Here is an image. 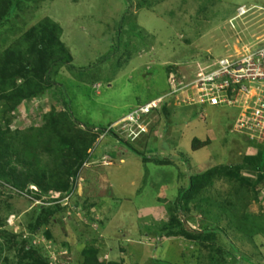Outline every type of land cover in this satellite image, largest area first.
<instances>
[{"label": "rangeland", "instance_id": "obj_1", "mask_svg": "<svg viewBox=\"0 0 264 264\" xmlns=\"http://www.w3.org/2000/svg\"><path fill=\"white\" fill-rule=\"evenodd\" d=\"M240 6L255 9L232 20ZM263 10L0 0V264H264V176L237 108L172 101L127 140L90 135L170 73L254 45Z\"/></svg>", "mask_w": 264, "mask_h": 264}, {"label": "built area", "instance_id": "obj_2", "mask_svg": "<svg viewBox=\"0 0 264 264\" xmlns=\"http://www.w3.org/2000/svg\"><path fill=\"white\" fill-rule=\"evenodd\" d=\"M253 9L238 7L232 20ZM167 86L164 94L136 106L116 124L95 128V144L110 134H115L117 141L127 140L139 132L150 114L167 101H174L197 113L206 106L237 108L231 131L243 134L256 148L264 146V34L255 39L254 45L246 44L227 56L207 59L196 66L194 74L170 73Z\"/></svg>", "mask_w": 264, "mask_h": 264}, {"label": "trees", "instance_id": "obj_3", "mask_svg": "<svg viewBox=\"0 0 264 264\" xmlns=\"http://www.w3.org/2000/svg\"><path fill=\"white\" fill-rule=\"evenodd\" d=\"M15 1H19V0H15ZM38 91H39V89H38ZM162 109L165 111L164 107ZM102 129H103V127H102ZM90 135L92 136L91 138H92V140L94 142L96 134L91 132ZM257 153H258V160H257L258 162H257L256 165H252V168H253V170H257L258 172H261V175L264 176V146L260 145L258 147V149H257ZM85 156L87 157V154L83 155L82 157H85ZM246 167H251V166L246 164ZM204 175H205V173H203V175H200L199 177L195 176L194 178H190L189 179V183H188V187H187V191L191 190V188L193 187V184L195 183V181L197 179H199L200 177L201 178L204 177ZM238 230H240V229H238ZM208 255H210V253H208Z\"/></svg>", "mask_w": 264, "mask_h": 264}, {"label": "clouds", "instance_id": "obj_4", "mask_svg": "<svg viewBox=\"0 0 264 264\" xmlns=\"http://www.w3.org/2000/svg\"><path fill=\"white\" fill-rule=\"evenodd\" d=\"M157 97H159V96H157ZM157 97H155V98H157ZM155 98H154V99H155ZM152 100H153V99H152ZM147 102H148V101H147ZM169 102H172V101H167L166 103H164L163 106L161 107V109L164 107V105H167ZM145 103H146V102H145ZM143 104H144V103H143ZM140 105H141V104H140ZM187 108H190V107H187ZM161 109H160V110H157V111H155V112H153V113L160 112ZM153 113H152V114H153ZM124 116H125V115H124ZM232 124H233V123H232ZM257 149H258V148H257Z\"/></svg>", "mask_w": 264, "mask_h": 264}, {"label": "crops", "instance_id": "obj_5", "mask_svg": "<svg viewBox=\"0 0 264 264\" xmlns=\"http://www.w3.org/2000/svg\"><path fill=\"white\" fill-rule=\"evenodd\" d=\"M169 103H170V104H169ZM169 103L167 104L168 107L174 105V104L172 105V102H169ZM186 108H187V107H184V110H185ZM169 110L172 111V109H169ZM185 112H186V111H184L183 113L186 114L185 116L188 118L190 114H189L188 112H187V113H185ZM100 148H101V147H100Z\"/></svg>", "mask_w": 264, "mask_h": 264}]
</instances>
